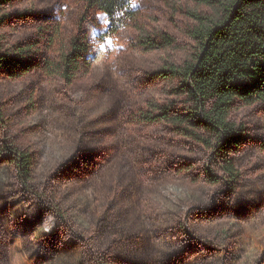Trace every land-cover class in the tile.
<instances>
[{
    "label": "rangeland",
    "instance_id": "374dc122",
    "mask_svg": "<svg viewBox=\"0 0 264 264\" xmlns=\"http://www.w3.org/2000/svg\"><path fill=\"white\" fill-rule=\"evenodd\" d=\"M134 2L141 28L175 48L147 53L134 27L107 37L106 17L78 0L4 10L0 38L35 46L37 67L0 78V264H264V104L233 113L248 137L236 178L175 127L146 122L167 100L158 72L196 43L186 3L174 15L168 0ZM85 37L88 68L71 85L49 76ZM6 142L32 154L33 191Z\"/></svg>",
    "mask_w": 264,
    "mask_h": 264
},
{
    "label": "trees",
    "instance_id": "16d2710c",
    "mask_svg": "<svg viewBox=\"0 0 264 264\" xmlns=\"http://www.w3.org/2000/svg\"><path fill=\"white\" fill-rule=\"evenodd\" d=\"M15 1L0 0V28L6 23L4 10ZM78 1L106 17L107 37L134 27L147 53L175 48V40L161 29L151 37L141 28L135 0ZM183 2L193 22L190 37L196 51L182 65L169 64L158 72L167 82V100L151 103L157 114L147 116L146 122L175 127L182 136L205 146L212 157H222L225 174L236 178L234 156L248 137L246 129L233 121V113L238 104H264V0H168L174 15L184 9ZM34 49L8 46L0 38V78L17 79L34 71ZM88 50L87 37L74 40L60 65L47 64L49 76L71 85L88 68ZM179 103L183 111L177 108ZM0 127H6L1 110ZM6 144L4 151L15 157L18 180L33 191L32 154Z\"/></svg>",
    "mask_w": 264,
    "mask_h": 264
}]
</instances>
